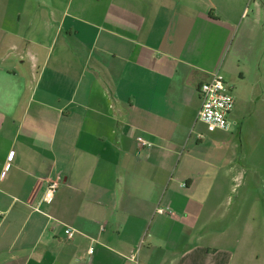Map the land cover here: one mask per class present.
<instances>
[{
  "label": "crops",
  "instance_id": "0c3cea01",
  "mask_svg": "<svg viewBox=\"0 0 264 264\" xmlns=\"http://www.w3.org/2000/svg\"><path fill=\"white\" fill-rule=\"evenodd\" d=\"M234 68L264 80V0H0V264H235L197 121Z\"/></svg>",
  "mask_w": 264,
  "mask_h": 264
},
{
  "label": "rangeland",
  "instance_id": "374dc122",
  "mask_svg": "<svg viewBox=\"0 0 264 264\" xmlns=\"http://www.w3.org/2000/svg\"><path fill=\"white\" fill-rule=\"evenodd\" d=\"M232 73L222 75L236 97L237 126L229 133L230 146H223L231 159L224 166L233 168L234 221L229 224L235 229V264H264V80L254 87V77L247 75L243 81L236 68ZM226 225L220 221L219 229Z\"/></svg>",
  "mask_w": 264,
  "mask_h": 264
},
{
  "label": "built area",
  "instance_id": "2783aa9c",
  "mask_svg": "<svg viewBox=\"0 0 264 264\" xmlns=\"http://www.w3.org/2000/svg\"><path fill=\"white\" fill-rule=\"evenodd\" d=\"M199 96L201 107L198 112L197 121L205 126L208 133L216 131L229 132L237 124L233 120V114L236 109V97L232 93L231 86L227 83L225 77L218 73H214L211 78L204 82L199 88ZM198 138L204 140L205 134H199ZM140 143L146 146L145 141L139 140ZM58 184L54 183L50 186L44 196L45 202H51L54 192ZM159 213L164 214V210H159ZM69 236H73L72 231H67ZM91 253L93 250L90 251ZM136 261V255L130 257Z\"/></svg>",
  "mask_w": 264,
  "mask_h": 264
}]
</instances>
